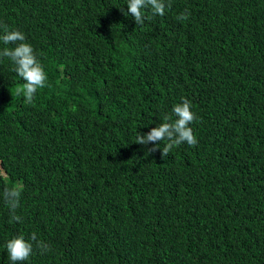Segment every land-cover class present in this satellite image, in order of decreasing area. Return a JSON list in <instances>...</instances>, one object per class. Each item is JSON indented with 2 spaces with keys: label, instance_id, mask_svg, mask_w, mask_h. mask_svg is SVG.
Here are the masks:
<instances>
[{
  "label": "trees",
  "instance_id": "obj_1",
  "mask_svg": "<svg viewBox=\"0 0 264 264\" xmlns=\"http://www.w3.org/2000/svg\"><path fill=\"white\" fill-rule=\"evenodd\" d=\"M165 2L141 26L127 0H0L47 75L29 104L0 58V264L18 235V264H264V0ZM182 98L195 146L135 142Z\"/></svg>",
  "mask_w": 264,
  "mask_h": 264
},
{
  "label": "clouds",
  "instance_id": "obj_2",
  "mask_svg": "<svg viewBox=\"0 0 264 264\" xmlns=\"http://www.w3.org/2000/svg\"><path fill=\"white\" fill-rule=\"evenodd\" d=\"M166 4L165 0H127V11L125 15H130L134 18L136 25L145 23L146 20H151L153 17L165 14ZM150 15H146V11ZM124 11V9H121ZM187 10L178 15L177 19L186 21L189 19ZM0 42L4 45H15L13 48L4 47L0 50V58H8L14 65V71L24 81L23 85L17 87L16 95L23 96L27 103H33L35 94L38 89L47 86L46 72L38 61L32 46L25 42V35L15 29H9L6 24H0ZM175 117L173 119L172 117ZM198 117L191 110V102L186 98H182L180 103L173 105L172 116L164 115L162 123L145 134H138L135 142L141 145H148L153 143V147L148 149V152L157 150V144L161 141H167L162 148L161 157L168 156L172 150L181 145L187 144L195 146L198 143L197 137L194 135L190 124L197 120ZM21 188L17 186H5L0 197L8 207L9 223L21 222L22 217L17 214V209L20 207ZM31 241L36 243V246L42 251H47L49 246L43 241L37 240L36 234L33 233L30 237ZM6 250L10 264H18L29 259L33 251V243L26 240L23 235L15 236L6 242Z\"/></svg>",
  "mask_w": 264,
  "mask_h": 264
}]
</instances>
